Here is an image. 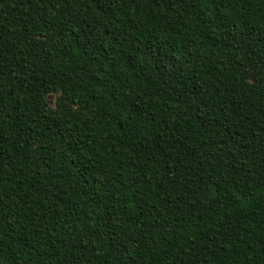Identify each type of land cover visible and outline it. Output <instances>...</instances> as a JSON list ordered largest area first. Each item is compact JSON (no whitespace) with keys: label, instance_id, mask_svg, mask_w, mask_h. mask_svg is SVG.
<instances>
[{"label":"trees","instance_id":"16d2710c","mask_svg":"<svg viewBox=\"0 0 264 264\" xmlns=\"http://www.w3.org/2000/svg\"><path fill=\"white\" fill-rule=\"evenodd\" d=\"M0 264H264V0H0Z\"/></svg>","mask_w":264,"mask_h":264}]
</instances>
